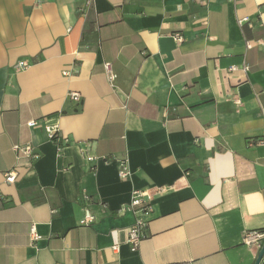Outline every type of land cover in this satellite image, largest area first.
I'll list each match as a JSON object with an SVG mask.
<instances>
[{"label": "crops", "instance_id": "0c3cea01", "mask_svg": "<svg viewBox=\"0 0 264 264\" xmlns=\"http://www.w3.org/2000/svg\"><path fill=\"white\" fill-rule=\"evenodd\" d=\"M84 8L0 0V264H254L243 236L264 231V0ZM27 146L37 160L18 159ZM135 190L153 200L132 251L121 208Z\"/></svg>", "mask_w": 264, "mask_h": 264}, {"label": "built area", "instance_id": "2783aa9c", "mask_svg": "<svg viewBox=\"0 0 264 264\" xmlns=\"http://www.w3.org/2000/svg\"><path fill=\"white\" fill-rule=\"evenodd\" d=\"M91 5V0H85V10H88ZM246 19L239 20V25H241ZM174 39L177 43L181 42V36L174 35ZM247 47L250 48L251 44L247 43ZM27 65L24 63H18L17 68L24 69ZM104 68V75L110 85L114 82L116 75L112 71L111 65L109 63H105L103 65ZM235 67L229 68V71H235ZM66 75V73H63ZM70 99L79 103L81 101V96L77 92H72L70 94ZM29 127H34L37 125L36 122H29L27 124ZM45 132L50 140H54L59 143V140L56 136V128H45ZM15 152L17 153L18 159H29V160H37L39 158L38 154L33 153L30 147H14ZM88 161H91L92 158H87ZM128 169L124 162H120L119 164V171L118 177L122 180L127 178L128 176ZM5 182L8 184H13L16 179V173L12 170L7 172L4 175ZM165 188H158V192H163ZM81 200L84 203L89 201V197L87 195H82ZM152 200L153 195L149 194L147 191L135 190L132 192L131 200L127 206L122 207L121 211L126 209L130 210L135 216V222L133 225L128 229V235L126 243L131 247V250L134 251L141 240L145 237V231L148 225L147 217L152 212ZM94 217L89 211L88 208H84V216L83 219L80 221V225L82 226H90L94 222ZM30 237L33 240H36L38 237L35 232L34 226L30 228ZM264 243V231H257V232H246L243 236V244L250 248H255L259 251ZM113 250H116V247H113ZM262 264V262H260Z\"/></svg>", "mask_w": 264, "mask_h": 264}, {"label": "water", "instance_id": "95a60500", "mask_svg": "<svg viewBox=\"0 0 264 264\" xmlns=\"http://www.w3.org/2000/svg\"><path fill=\"white\" fill-rule=\"evenodd\" d=\"M263 256H264V243H263L261 249L258 252V255H257L256 259H255L254 264H260Z\"/></svg>", "mask_w": 264, "mask_h": 264}]
</instances>
